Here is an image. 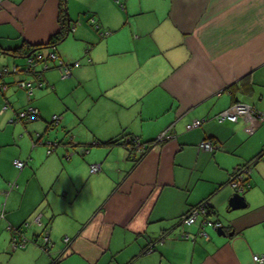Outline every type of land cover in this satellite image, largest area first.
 Returning a JSON list of instances; mask_svg holds the SVG:
<instances>
[{
	"label": "crops",
	"instance_id": "0c3cea01",
	"mask_svg": "<svg viewBox=\"0 0 264 264\" xmlns=\"http://www.w3.org/2000/svg\"><path fill=\"white\" fill-rule=\"evenodd\" d=\"M65 4L68 33L41 50L79 64L61 77L37 63L28 95L17 82L35 79L26 56L60 29L59 0H0V264H257L264 120L216 115L264 112V0ZM238 173L245 204L231 209ZM202 200L220 227L181 221Z\"/></svg>",
	"mask_w": 264,
	"mask_h": 264
},
{
	"label": "built area",
	"instance_id": "2783aa9c",
	"mask_svg": "<svg viewBox=\"0 0 264 264\" xmlns=\"http://www.w3.org/2000/svg\"><path fill=\"white\" fill-rule=\"evenodd\" d=\"M73 28V27H72ZM49 61H56L57 66L61 68V77H66L71 73V68L72 67H76L78 66L79 62L78 61H73V62H64L61 59L58 58V56L53 52V51H47V52H43L42 50H37L34 51L30 54H28L26 56V62H27V66H26V70L28 72H32L34 75V80L33 82H28V81H18L17 85L23 88H26V91L28 93V95H31L32 93V86L35 87H39L42 83L39 79V70H35V65L37 63H39L41 65V69L45 70L48 67V62ZM12 70H16L15 67H13ZM8 72V68L7 66H3L0 69V75L3 73ZM37 114V109L29 106L26 109L20 111L17 114V117L20 118H33L35 117ZM246 117V118H251L252 120H255L256 118L259 120H264V112L262 111H257L256 109H254L252 106L245 104V103H241V102H235L233 103L230 107L220 111L217 115H216V119L218 121H222L224 119L230 120V121H236L238 117ZM58 116L57 115H52L51 117V123H57L58 121ZM202 122V120L200 119H193L191 121V123L188 124V127H195L200 125ZM171 133H169L167 130L163 131L158 138H156V140H166L171 138ZM136 140H134V143L136 142V146L139 148L138 150H140L141 148L144 147L143 144H139L140 142L137 140V138L135 137ZM199 148L202 149H206V150H211L214 148L213 143L210 140H203L199 143L198 145ZM47 152H50V148L47 149ZM13 165L21 168L24 165V161L19 160V159H13L12 161ZM99 170V165L98 164H92L90 165V171L91 172H95ZM242 175L241 173H238L234 178L231 179V186L234 188L235 192L241 191V185H242ZM212 212L211 208L209 209V206L207 207L206 205L204 206L203 204L200 205H196L193 206L189 209V211L183 215V217L181 218V221L184 223H192L197 216H201V223L202 225H211L215 228L220 227V222L218 221H212L209 220L207 215ZM44 237V242H46L48 240V236L45 235ZM65 242L68 241L67 237H64ZM21 244L23 245V242H17L15 238H13L12 241V245L16 246ZM252 260L257 263L260 264L263 262L264 260V255H252Z\"/></svg>",
	"mask_w": 264,
	"mask_h": 264
},
{
	"label": "trees",
	"instance_id": "16d2710c",
	"mask_svg": "<svg viewBox=\"0 0 264 264\" xmlns=\"http://www.w3.org/2000/svg\"><path fill=\"white\" fill-rule=\"evenodd\" d=\"M65 1L66 0H59V21H60V24H61L60 29L56 33H54L47 40L46 43H40V44L31 45V50L29 51V54L32 53V52H34V51L41 50V49H43L45 47L55 45L56 43H58L59 41H61L64 38V36L68 33L69 28H70V25H67L66 26L67 10H66ZM17 48L13 49V51H16ZM2 52L9 53V51H7L6 49L2 50ZM12 54H14V53H12ZM51 124H53V123H51ZM134 140H136L135 137H134V135L129 134V133L124 134L121 137V141H122L123 144L129 145V146H131V148H133L135 150H138L139 148L135 145L136 142L134 143ZM97 143L98 142H96V144ZM139 144H143L144 145V147L140 149L141 152L144 153L145 150H146V148H147L146 147L147 145H145V143H141V142ZM200 204H203L204 206L206 205L207 207L209 206V209L211 208V205H210V203H208L207 200H202L197 205H200Z\"/></svg>",
	"mask_w": 264,
	"mask_h": 264
},
{
	"label": "water",
	"instance_id": "95a60500",
	"mask_svg": "<svg viewBox=\"0 0 264 264\" xmlns=\"http://www.w3.org/2000/svg\"><path fill=\"white\" fill-rule=\"evenodd\" d=\"M67 25H69V18L67 19ZM60 142V141H58ZM243 196L239 192H233L229 198L228 205L231 209L239 208L244 206ZM220 231V229H219ZM221 232V231H220Z\"/></svg>",
	"mask_w": 264,
	"mask_h": 264
},
{
	"label": "rangeland",
	"instance_id": "374dc122",
	"mask_svg": "<svg viewBox=\"0 0 264 264\" xmlns=\"http://www.w3.org/2000/svg\"><path fill=\"white\" fill-rule=\"evenodd\" d=\"M45 50V49H44ZM51 63V62H50Z\"/></svg>",
	"mask_w": 264,
	"mask_h": 264
}]
</instances>
